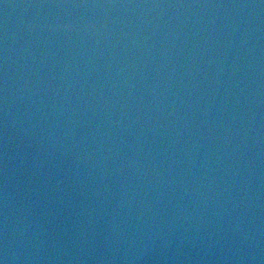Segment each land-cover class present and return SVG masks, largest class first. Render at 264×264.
Listing matches in <instances>:
<instances>
[{"label":"water","instance_id":"1","mask_svg":"<svg viewBox=\"0 0 264 264\" xmlns=\"http://www.w3.org/2000/svg\"><path fill=\"white\" fill-rule=\"evenodd\" d=\"M2 264H264V0H0Z\"/></svg>","mask_w":264,"mask_h":264},{"label":"clouds","instance_id":"2","mask_svg":"<svg viewBox=\"0 0 264 264\" xmlns=\"http://www.w3.org/2000/svg\"><path fill=\"white\" fill-rule=\"evenodd\" d=\"M0 264H2V262H0Z\"/></svg>","mask_w":264,"mask_h":264}]
</instances>
